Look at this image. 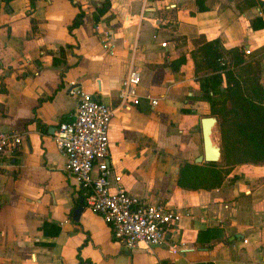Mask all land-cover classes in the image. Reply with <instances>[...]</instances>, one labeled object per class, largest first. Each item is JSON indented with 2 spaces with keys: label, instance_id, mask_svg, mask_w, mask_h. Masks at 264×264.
I'll list each match as a JSON object with an SVG mask.
<instances>
[{
  "label": "crops",
  "instance_id": "crops-1",
  "mask_svg": "<svg viewBox=\"0 0 264 264\" xmlns=\"http://www.w3.org/2000/svg\"><path fill=\"white\" fill-rule=\"evenodd\" d=\"M103 1L109 8L95 22ZM263 9L264 0H0V131L24 135L19 149L0 155V264H264V183L250 189L243 179H264V171H232L240 177L212 190L176 184L181 163L203 154L200 120L209 113L191 51L218 40L245 61L261 58L264 86ZM105 31L113 52L102 46ZM130 69L156 106L120 105ZM72 86L114 109L108 159L127 192L182 213L162 245L127 251L84 203L73 217L89 190L65 170L53 140L76 112ZM177 240L191 248L171 253Z\"/></svg>",
  "mask_w": 264,
  "mask_h": 264
},
{
  "label": "built area",
  "instance_id": "built-area-1",
  "mask_svg": "<svg viewBox=\"0 0 264 264\" xmlns=\"http://www.w3.org/2000/svg\"><path fill=\"white\" fill-rule=\"evenodd\" d=\"M102 46L110 52L116 48L111 32L103 33ZM161 46L165 47L166 43L162 42ZM250 53L248 48L243 49L244 55ZM217 60L223 62L222 58ZM140 81L139 71L130 69L126 73L118 91L121 106H135L142 99L148 100L152 106L158 104V97L139 93ZM69 91L78 98L77 109L71 119L58 124L53 140L65 157V170L89 190L84 205L103 218L111 227L113 237L127 251L162 245L167 227L179 223L182 213L164 202H151L127 192L121 175L114 171L108 159V130L114 109L82 87L72 86ZM23 142L21 132L0 131V155L19 149ZM189 248L190 243L184 240L170 245L171 253Z\"/></svg>",
  "mask_w": 264,
  "mask_h": 264
},
{
  "label": "trees",
  "instance_id": "trees-1",
  "mask_svg": "<svg viewBox=\"0 0 264 264\" xmlns=\"http://www.w3.org/2000/svg\"><path fill=\"white\" fill-rule=\"evenodd\" d=\"M3 1L7 5L10 0ZM254 4L255 1H252L249 5ZM108 8L109 4L103 1L94 14L95 22ZM83 15L82 10L77 13L68 26L70 32L82 23ZM258 21V27H262L263 20ZM197 41L201 42V39ZM63 52L62 47L60 54ZM191 56L195 73L203 72L198 77L201 92L199 99L208 102L210 113L219 120L222 158L220 163L182 162L176 184L182 189L212 190L219 188L225 181L233 182L240 177L239 174L230 175L233 166L264 162L262 59L245 61L238 48L225 51L218 40L201 42L191 51ZM218 58H222L223 62H218ZM183 61L184 59H180L171 62L172 68L178 69ZM63 73L64 71L60 76ZM243 179L250 189L264 183V179H257L253 183Z\"/></svg>",
  "mask_w": 264,
  "mask_h": 264
},
{
  "label": "water",
  "instance_id": "water-1",
  "mask_svg": "<svg viewBox=\"0 0 264 264\" xmlns=\"http://www.w3.org/2000/svg\"><path fill=\"white\" fill-rule=\"evenodd\" d=\"M218 123L216 116H204L200 120L202 142H203V154L195 158V163L201 162H220L222 158V147L214 141L213 130ZM84 199L81 197L78 202V206L73 212V217L78 219L84 209Z\"/></svg>",
  "mask_w": 264,
  "mask_h": 264
},
{
  "label": "rangeland",
  "instance_id": "rangeland-1",
  "mask_svg": "<svg viewBox=\"0 0 264 264\" xmlns=\"http://www.w3.org/2000/svg\"><path fill=\"white\" fill-rule=\"evenodd\" d=\"M208 112L209 113L206 116H216V115H212L210 113V107H209V111ZM218 122H219V120H218ZM213 139H214V141L218 142L221 145V139H220V135H219V131H218V123H217V125L215 126V128L213 130ZM216 163H220V162H216ZM232 171H248V172H250L249 177H254V175L256 173H259L258 171H264V162L263 163H243V164H238V165L233 166Z\"/></svg>",
  "mask_w": 264,
  "mask_h": 264
}]
</instances>
